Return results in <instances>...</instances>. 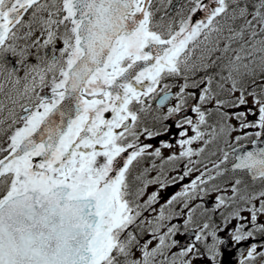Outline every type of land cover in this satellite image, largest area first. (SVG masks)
<instances>
[{"label":"snow or ice","instance_id":"6c2138e0","mask_svg":"<svg viewBox=\"0 0 264 264\" xmlns=\"http://www.w3.org/2000/svg\"><path fill=\"white\" fill-rule=\"evenodd\" d=\"M152 6L153 0H0V126L7 124L0 127L7 136V146L0 147V264H195L198 259L221 264L225 241L217 231L223 229L210 226L211 216L197 224V209L203 215L231 208L221 216L225 226L241 221L229 233L235 244L256 232L264 235V224L258 223L264 189L249 192L236 179L226 195L228 188L214 183L236 171L264 183V147H255L264 132L254 133V150L231 144V152L218 149L222 158L203 171L197 167L202 161L193 157L206 149L191 147L219 138L228 143L235 129L227 121L233 118L241 129H264V0H186V15L177 9L179 21L167 24L164 17L154 22ZM197 13L200 19H194ZM197 49L200 55L192 60ZM169 78L183 83L164 120L182 115L188 98L198 95L190 106L195 121L187 115L175 121L180 151L165 162L187 163L169 183L199 174L156 212L158 193L139 202L144 189L133 191L129 175L143 155L159 157L161 147H172L161 141L149 152L151 144L137 143L140 135L152 139L160 133L136 130L140 113L150 110L145 98L158 97L159 109L173 97V86L162 84ZM225 91L239 96L231 102L217 98ZM245 94L258 110L255 122L247 121L245 112L222 111L245 105ZM209 101L223 121L210 132L201 130L210 114L202 106ZM108 112L111 119L105 118ZM241 139L237 136V143ZM230 155L231 168L222 169ZM158 182L166 186L159 178L147 181ZM213 193H218L213 206L205 207V197ZM197 199L201 203L190 206ZM239 204L251 207L233 208ZM243 211L250 213V230ZM185 214L181 232L171 221ZM188 232L194 239L186 245L174 238ZM257 256L264 260V251L252 244L239 264H254Z\"/></svg>","mask_w":264,"mask_h":264},{"label":"flooded vegetation","instance_id":"af4514ba","mask_svg":"<svg viewBox=\"0 0 264 264\" xmlns=\"http://www.w3.org/2000/svg\"><path fill=\"white\" fill-rule=\"evenodd\" d=\"M182 0H172L171 5L168 6L170 11L173 10L174 7H178L180 5ZM186 1V0H184ZM159 0H153V6L152 10L155 12L154 16V22H156V9L160 5ZM157 23V22H156ZM200 55V50L197 49L193 55L192 60H195ZM202 75V73L198 74ZM194 79H198L197 77H193ZM163 83H168L172 85V93L173 97L166 102V104L159 109L156 108V100L157 98H152L147 100V103L150 105V110L144 113H140V121L137 125L136 130L138 132L143 133L144 128H148L151 131L159 132L160 135L154 136L152 139L146 138V134H141L139 140L137 141L138 144H151L153 147L149 150V152L154 151L155 148L161 147V141L168 142L172 145L171 148H163L161 147V155L159 157H154L151 155H143L140 157L137 161H134L133 164L130 166V175H129V182L132 186L133 191L137 187H141L144 189L143 195L140 197L139 202H143L147 199L149 195H151L153 192L158 193L157 202L154 205L155 208H157L156 212L159 211V208L161 205L165 204L167 200L174 195L175 193L182 190L184 185L191 182L192 179L195 178L196 175H198V172H194L189 177H186L184 180H176V183L170 184L169 180L171 178L178 177L179 175H182L183 172V164L187 163L186 160L179 161V162H173V163H166L167 157L173 154H179L180 147L176 144V140L179 139V129L175 127V121L177 119H182L183 115H187L191 117L194 121L196 119V116L194 113L190 111V106L198 101V95L196 99L188 98L187 104H186V111L182 115H176L168 120H164L163 116L167 114V110L169 107H174L176 104L175 99V92L178 91L179 84L183 83L182 79L180 78H169L162 81ZM190 92H198L196 89H188ZM162 95V93H161ZM231 102V100H228ZM139 105L134 106V110H138ZM252 109V113L248 114V110ZM202 110L209 111L210 114L207 116V125L202 126V131H211V126L215 125L217 129L219 128V124L223 121L221 120V117L219 115V112L216 110L215 102L209 101L207 104L202 106ZM222 111H226L229 114L236 113V112H245L247 114L246 119L249 122H255L258 118V110L256 106L253 104V100H247V103L245 105H241L238 108H232V107H225L222 109ZM156 117H159V120L156 119ZM229 125L232 126L233 131H231L227 135V141L228 143H225L224 138L217 139L214 143H211L207 146L203 144L202 141L194 142L191 147L192 148H200L205 147V152L199 156V157H193V159H199L202 161V164L197 165V167L203 171L204 165H207L208 168L212 167L213 161H218L222 158V153L218 150L220 148H223L225 151L231 152V148L229 147V144L232 145V147H237L240 150L243 148H249L253 146L252 141L256 140V136L254 135L255 132L260 131L258 128H246L241 129L239 127V121H237L235 118L230 119L227 121ZM165 127H167L169 130L164 131ZM188 127V126H185ZM252 134V135H249ZM188 135L191 136L193 133L191 132L190 127L188 128ZM240 136L242 139L237 143L236 137ZM246 137V138H243ZM205 139H208V137H205ZM242 146V147H241ZM258 148L264 147V139H261L257 142L255 145ZM213 152H216V155H211ZM234 162L233 157L230 155L229 160L224 164L221 165V168H231V164ZM141 174H143L141 176ZM213 175H215V172H213ZM137 176H141V180L137 181L135 178ZM156 178H159L160 182H163L166 186L164 188L160 187V183H147V181L154 180ZM236 179H240L242 181V184L240 187L243 189L247 187L249 192H258L262 189H264V183L261 181H253L251 177L246 172L236 171V172H230L226 175L217 177L214 181L215 184L227 187L228 191L225 193L226 195H231L230 191V185L234 183ZM146 185V187H145ZM218 193H213L208 197H205L204 203L205 207L211 208L215 201V196ZM201 203L199 199L190 201V206L195 207L196 204ZM253 204H255L257 207L259 206L258 201H253ZM174 208L182 207V205H173ZM240 207V208H247L251 207V205H233V208ZM232 209H220L215 213L209 212L207 214H203V209H197L194 220L197 224L200 226L203 225L205 221L208 220V217L211 216L212 220L210 221V226L218 227L220 229H223L222 231H217V235L220 239L225 241V245L227 246L225 255H222L218 258L220 261L225 262L226 264H239L240 256L241 254L247 255V249L252 245H257L258 251H264V247H261V245H264V235L261 233H254L253 238H250L246 241L241 242L240 244H235L229 237V233L232 232L237 224L241 223L239 220H232L230 223L227 224V226L223 223V217L221 216V212L224 213V215H227L229 211ZM241 215L246 217L247 219L244 221L246 224L245 230L251 229V223H250V213L247 211L241 212ZM186 218V214L184 217H181L179 219L171 221V223H176L180 226L181 232L184 231L183 229V220ZM258 223L264 224V215L258 216ZM196 225H191L190 228H194ZM211 230V227H210ZM178 241H180L181 245H186L194 239V236L191 232H188L184 235L177 234L176 237H174ZM207 243H211V237L207 238ZM223 245H221L222 247ZM197 247L201 250V252L204 251L202 244H197ZM174 251H178V249H174ZM195 264H208V261L206 259H198L195 261ZM254 264H264V260H261L259 256H257L256 261Z\"/></svg>","mask_w":264,"mask_h":264},{"label":"rangeland","instance_id":"374dc122","mask_svg":"<svg viewBox=\"0 0 264 264\" xmlns=\"http://www.w3.org/2000/svg\"><path fill=\"white\" fill-rule=\"evenodd\" d=\"M159 1H160V3H159L160 5L157 7V9H159V11H157V9L155 10L157 23H159L161 21V17H164L163 22L165 24H167L169 20H173V19L175 21L177 20V22H178L180 17L176 15L177 9H183L185 12V15L187 13V9L184 8V5L186 3V1H184V0L181 1L180 5L177 8L174 7L172 11H170V9L168 8V6H169L168 0H159ZM21 75H22V73H21ZM228 87H230V86L225 85V88H228ZM245 95H246V100H252V97L247 96V94H245ZM238 96H239V92H237L233 95V94H230L227 91H225V92L220 93V95L217 98L223 99V100H232ZM0 99H3V97L0 96ZM17 110H19V109H17ZM5 115H6V113H5ZM8 123H10V121ZM17 126H19V125H17ZM0 127L6 128L7 124L0 126ZM8 134H10V133H8ZM6 146H7V136L3 133H0V147H6ZM155 209L157 210V208H155ZM152 214L155 215L156 213L154 212Z\"/></svg>","mask_w":264,"mask_h":264},{"label":"water","instance_id":"95a60500","mask_svg":"<svg viewBox=\"0 0 264 264\" xmlns=\"http://www.w3.org/2000/svg\"><path fill=\"white\" fill-rule=\"evenodd\" d=\"M225 253V252H224Z\"/></svg>","mask_w":264,"mask_h":264}]
</instances>
